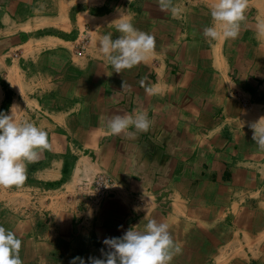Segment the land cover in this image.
I'll return each mask as SVG.
<instances>
[{"label": "crops", "instance_id": "1", "mask_svg": "<svg viewBox=\"0 0 264 264\" xmlns=\"http://www.w3.org/2000/svg\"><path fill=\"white\" fill-rule=\"evenodd\" d=\"M175 2L181 18L156 0H0V110L19 105L49 141L23 184L0 186L22 264H87L150 218L179 247L169 264H264V150L249 127L264 117V0H246L236 38L214 41L202 29L215 0ZM121 10L155 47L116 73L97 42L119 35ZM134 110L148 132L107 134V117ZM98 175L113 184L93 203Z\"/></svg>", "mask_w": 264, "mask_h": 264}, {"label": "clouds", "instance_id": "2", "mask_svg": "<svg viewBox=\"0 0 264 264\" xmlns=\"http://www.w3.org/2000/svg\"><path fill=\"white\" fill-rule=\"evenodd\" d=\"M161 11H167L174 18H181L183 6L175 0H156ZM43 7V5H40ZM246 0H215L209 9L211 23L202 29V35L209 41L217 38H236L240 21L244 19ZM39 11V8L36 9ZM135 13L121 10L115 29L119 33L113 38L108 32L99 37L97 51L113 71L131 68L145 61L154 52V37L137 29L132 23ZM264 32V23L258 25ZM140 81L147 94H156V84ZM123 87V84H122ZM20 106L10 105L9 111L0 110V186L21 185L27 179V164L34 162L39 152L49 147L48 132L30 120L18 121L16 113ZM107 134L120 135L135 140L139 133H146L151 120L143 110L131 113L112 114L105 119ZM252 141L258 149L264 150V117L251 123ZM102 243L108 251L101 250L102 258L89 257L87 264H169L174 251L179 247L169 232L167 222L150 218L140 230L133 226L120 237H106ZM21 239L10 229L0 225V264H22L19 256ZM70 264H86L82 257H73Z\"/></svg>", "mask_w": 264, "mask_h": 264}, {"label": "built area", "instance_id": "3", "mask_svg": "<svg viewBox=\"0 0 264 264\" xmlns=\"http://www.w3.org/2000/svg\"><path fill=\"white\" fill-rule=\"evenodd\" d=\"M112 181L105 175H98L91 185V192L93 194V203L99 202L104 196L105 192L112 186Z\"/></svg>", "mask_w": 264, "mask_h": 264}]
</instances>
